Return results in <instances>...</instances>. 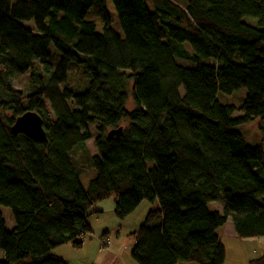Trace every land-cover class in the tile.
<instances>
[{
    "label": "trees",
    "instance_id": "obj_1",
    "mask_svg": "<svg viewBox=\"0 0 264 264\" xmlns=\"http://www.w3.org/2000/svg\"><path fill=\"white\" fill-rule=\"evenodd\" d=\"M110 1L121 35L101 0H0V264H68L53 249L80 248L108 198L118 219L151 204L128 233L137 264H223L228 218L236 237L264 236V128L253 145L240 130L264 123V0ZM69 72L83 90L62 88ZM25 73L23 96L9 79ZM240 89L237 108L216 99ZM26 111L46 141L12 133ZM91 138L84 188L72 152Z\"/></svg>",
    "mask_w": 264,
    "mask_h": 264
},
{
    "label": "rangeland",
    "instance_id": "obj_2",
    "mask_svg": "<svg viewBox=\"0 0 264 264\" xmlns=\"http://www.w3.org/2000/svg\"><path fill=\"white\" fill-rule=\"evenodd\" d=\"M101 1H102L103 5L105 6V8L108 12V15H109V22H110L109 27L111 28V30H113V31H115L121 35V29H120L119 23L117 21L116 14H115V11H114V8H113L111 1L110 0H101ZM85 20L94 22L95 30L97 32L102 31V28L104 26V22L91 9H89L88 12L86 13ZM242 20H243V22H245L251 26L258 27L257 21L253 18L244 17ZM261 29L264 30V26H262ZM174 43H176V42H174ZM184 48L187 51L189 50V48L187 46H184ZM50 50L53 51L52 46L50 47ZM175 61L177 64L182 65V66H191V63H189L187 61L180 60L179 58H176V57H175ZM68 78H67L68 81L64 85H62V88H66V89L81 88V89H77L78 91H81L84 89V87L86 85V84L84 85L85 79L83 77H81L78 73L69 72ZM9 80H10L12 87L15 89H18L23 96L28 94V92L30 90L29 82H28V73H25L22 75L11 76ZM86 80H88V78ZM244 93H245L244 89H240V90L232 93L231 95H222V94L218 93L216 96V99L222 105H233L237 108L238 106H240V104L244 100ZM1 95H3V94L1 93ZM126 108L128 110L131 109V102L130 101L127 103ZM7 115L9 116L10 113H8ZM239 115H240L239 112L234 113V117H237ZM259 125H261L264 128V123H259L258 121L248 123V124H245L242 127H240V130H241L247 144L253 145V144H257L260 142V140L263 136H262V132L258 128ZM89 130L92 132V135L94 137V135H95L94 127L89 126ZM94 153H95V146H94L92 138L87 140L83 145L79 146L78 148H75L72 152V155L74 156V158L79 163H81L85 166L84 171H82V173L79 177L80 182L84 188H86L87 183L90 180V178L93 177L94 172L92 169H89L88 165L84 162L83 157L86 154L92 155ZM108 199H111V198H108ZM153 205H155V203ZM150 206H151V204L149 202H147L146 200H143L136 207V209L129 214L130 216L125 221L134 222V224H136V227H137L138 224H140L141 221L143 220L144 210L146 212ZM207 209L209 211L222 212L223 200L218 199V200L209 202L207 204ZM2 210H3L4 217L6 218L7 226L12 225V222L9 219V216H10L9 210L6 208H2ZM139 213L140 214L142 213V214L139 215ZM113 217H115L113 213L106 214L103 221L106 224H109L111 219H113ZM231 225H232L231 220H230V218H228L227 223L224 224L222 227H219L216 230L219 241L221 242V244L224 248L225 259H224L223 264H248V261L250 259L256 258L255 254L253 253V250H255L254 247H256V245L258 243L252 242V241L250 242L249 240L238 238L236 236L232 237L230 234L229 228H228ZM87 238H89L88 235H87Z\"/></svg>",
    "mask_w": 264,
    "mask_h": 264
},
{
    "label": "crops",
    "instance_id": "obj_3",
    "mask_svg": "<svg viewBox=\"0 0 264 264\" xmlns=\"http://www.w3.org/2000/svg\"><path fill=\"white\" fill-rule=\"evenodd\" d=\"M113 207L112 199L96 203L87 218L91 228L89 238L87 235L84 236L80 248H72L65 244L53 249V253L62 257L68 264H137L130 256L134 241L128 237V233L136 228L134 222L125 221L130 215L124 219L113 217L109 224L103 221L106 214L113 213ZM145 213L144 210L143 215ZM228 228L231 236H235L233 226ZM104 239H107V244L103 241ZM242 239L258 243L253 250L256 257L264 252V236Z\"/></svg>",
    "mask_w": 264,
    "mask_h": 264
},
{
    "label": "water",
    "instance_id": "obj_4",
    "mask_svg": "<svg viewBox=\"0 0 264 264\" xmlns=\"http://www.w3.org/2000/svg\"><path fill=\"white\" fill-rule=\"evenodd\" d=\"M10 129L12 133L23 134L33 141H46V133L43 129L42 119L35 111H26L20 116L16 117ZM119 132L120 128L110 130L108 132V136Z\"/></svg>",
    "mask_w": 264,
    "mask_h": 264
},
{
    "label": "built area",
    "instance_id": "obj_5",
    "mask_svg": "<svg viewBox=\"0 0 264 264\" xmlns=\"http://www.w3.org/2000/svg\"><path fill=\"white\" fill-rule=\"evenodd\" d=\"M103 241L105 242V244H107V243H108L107 239H104Z\"/></svg>",
    "mask_w": 264,
    "mask_h": 264
}]
</instances>
